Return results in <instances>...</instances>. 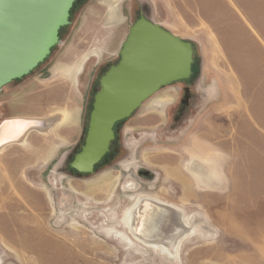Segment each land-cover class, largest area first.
Here are the masks:
<instances>
[{"label":"rangeland","instance_id":"1","mask_svg":"<svg viewBox=\"0 0 264 264\" xmlns=\"http://www.w3.org/2000/svg\"><path fill=\"white\" fill-rule=\"evenodd\" d=\"M142 16L193 44L192 77L119 122L109 154L80 174L70 163L100 78ZM60 40L0 91V122L73 112L0 152V264H264V0H78ZM139 194L216 233L166 259L123 223Z\"/></svg>","mask_w":264,"mask_h":264},{"label":"water","instance_id":"2","mask_svg":"<svg viewBox=\"0 0 264 264\" xmlns=\"http://www.w3.org/2000/svg\"><path fill=\"white\" fill-rule=\"evenodd\" d=\"M78 0H0V91L34 71L61 43ZM190 41L142 16L129 29L119 61L100 78L85 143L70 163L91 174L110 152L115 126L161 88L191 78Z\"/></svg>","mask_w":264,"mask_h":264},{"label":"bare ground","instance_id":"3","mask_svg":"<svg viewBox=\"0 0 264 264\" xmlns=\"http://www.w3.org/2000/svg\"><path fill=\"white\" fill-rule=\"evenodd\" d=\"M57 116L56 118H58ZM45 120L26 117L4 119V121L0 122V149L7 144L21 142L31 130L42 131L47 126V121ZM218 157L214 153L208 154L206 162L214 164L216 163L215 158ZM217 177L219 178L218 174ZM144 195L139 194L133 205L126 209L123 223L133 239L144 246L155 249L158 254H161L166 259L177 261L182 245L192 234L203 233L210 235L216 233L214 228L208 224L206 217L201 216V218H198V214L188 217L185 210L180 206L147 194V196Z\"/></svg>","mask_w":264,"mask_h":264},{"label":"crops","instance_id":"4","mask_svg":"<svg viewBox=\"0 0 264 264\" xmlns=\"http://www.w3.org/2000/svg\"><path fill=\"white\" fill-rule=\"evenodd\" d=\"M78 71V70H77ZM81 70H79L77 73H79ZM1 93V92H0ZM1 95V94H0ZM3 106L5 107L6 106V103H5V101H4V104H3ZM7 110H9V108L7 107L6 108ZM60 114H63V115H60ZM65 112H66V114H65ZM68 113V114H67ZM57 115H59V116H57L58 118H56V116ZM52 116H50L49 118H42V120H45V121H47L46 123H47V126H46V128L45 129H43L42 131L41 130H38V131H40V132H47V131H49L50 129H52V128H54L56 125L57 126H60V125H62V124H64V123H67L68 121H70V119L72 118V115H73V112H72V110L71 111H68V110H66L65 109V111H57V112H55ZM26 116H23L22 118H25ZM61 117V118H60ZM65 119H64V118ZM13 118V117H12ZM26 118H35V119H39V118H41V117H26ZM55 118V119H54ZM50 119V120H49ZM62 119H64V120H62ZM49 120V121H48ZM51 120H55L54 122H56L55 124H54V122L53 121H51ZM62 121V122H61ZM51 122H52V124H54V125H52L51 124ZM56 126V127H57ZM47 129V130H46ZM74 130V129H73ZM31 131H33V130H31ZM31 131H29L27 134H26V136L31 132ZM26 136H25V138L23 139V140H25L26 139ZM23 140L21 141V142H16V143H22L23 142ZM16 143H11V144H16ZM8 145H10V144H7L6 146H4V147H2L1 149H0V152L2 151V150H4ZM172 204H174V203H172ZM175 205H177V206H180V205H178V204H175ZM180 207H182V206H180ZM182 208H184V207H182Z\"/></svg>","mask_w":264,"mask_h":264},{"label":"flooded vegetation","instance_id":"5","mask_svg":"<svg viewBox=\"0 0 264 264\" xmlns=\"http://www.w3.org/2000/svg\"><path fill=\"white\" fill-rule=\"evenodd\" d=\"M191 77H192V76H191ZM189 79H190V78H189ZM186 80H187V79H186ZM115 128H116V126H115ZM86 134H87V133H86ZM108 154H109V153H108ZM108 154H107V155H108ZM107 155H106V156H107ZM106 156H105V157H106ZM105 157H104V158H105ZM144 196H147V195H144Z\"/></svg>","mask_w":264,"mask_h":264}]
</instances>
